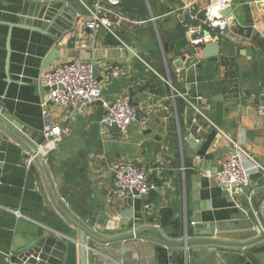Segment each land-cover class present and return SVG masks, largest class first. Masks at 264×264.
I'll return each instance as SVG.
<instances>
[{
	"label": "crops",
	"instance_id": "0c3cea01",
	"mask_svg": "<svg viewBox=\"0 0 264 264\" xmlns=\"http://www.w3.org/2000/svg\"><path fill=\"white\" fill-rule=\"evenodd\" d=\"M23 1L0 0V110L21 124L20 133L33 144L44 142V109L51 124L68 126V134L56 136L42 151L57 198L81 221L95 204L112 220L119 219L123 208L133 210L130 227L94 229L101 237L139 231L107 242L87 238L92 248L87 249L86 264H170L169 251L175 264H264V237L228 239L243 245L224 248L238 251L226 260L212 244L182 243L206 237L194 233L199 222L191 219L196 215L200 223L255 217L248 202L257 185L250 181L243 191L229 190L216 174L235 154L249 172L264 170V117L256 111L264 104V2L230 0V15L240 25L251 24L249 38L228 29L220 39L192 47L186 25L202 28L182 7L191 4L200 14L212 0H119L99 13L108 16L112 26L96 31L84 27L82 20L97 0H73L81 14L73 29L55 41L38 32L11 29L7 68V23L17 22ZM52 47L59 55L43 68ZM73 58L94 66L102 101L124 98L138 118H145L144 127L135 121L120 133L115 126L102 125V101L83 111L43 105V74ZM110 65L121 68L120 76L105 77ZM185 132L194 141L193 156L181 150ZM24 151L19 141L0 130V264H24L13 261V255L42 233L69 238L65 264H78L76 237L69 234L75 227L54 205L39 165L27 167ZM117 161L143 167L153 190L145 197L115 199L111 166ZM38 175L50 208L37 188ZM255 195L262 199V192ZM237 254L245 261L239 263Z\"/></svg>",
	"mask_w": 264,
	"mask_h": 264
},
{
	"label": "water",
	"instance_id": "95a60500",
	"mask_svg": "<svg viewBox=\"0 0 264 264\" xmlns=\"http://www.w3.org/2000/svg\"><path fill=\"white\" fill-rule=\"evenodd\" d=\"M78 11V13H77ZM20 17L15 23H7L8 33L6 37V67L9 64V52H10V32L13 27L26 29L29 31L38 32L51 40L55 41L62 36L64 32L71 31L73 29L75 21L78 19L77 14H81V10L78 4L73 0H25L21 3L19 9ZM227 16L228 29L239 36L249 38L251 35L252 26L251 24L240 25L237 21L230 15L229 9L223 12ZM206 42L210 43L213 40L210 36L206 37ZM217 44V42H216ZM59 55V49L57 47H52L45 58L43 59L42 67L47 68L50 63H52ZM94 76L99 80L97 72L94 70ZM42 91H46V87L41 88ZM2 112V111H1ZM2 119L7 120L11 127L4 123ZM0 130L8 133L19 141L24 149L29 153L34 155L35 162L39 165L41 169V175L43 180L46 182L47 188L50 193V197L53 200L54 205L57 209L73 224L75 229L69 231V234L76 237L75 242L77 244V257L78 264H86V253L87 249L92 248L87 243V238L107 242L110 240L125 239L128 237L136 236L139 231H131L128 233H123L116 237L107 238L101 237L93 230H118L121 225L131 226L128 223L132 217L133 210L131 208H123L119 211V219L112 220L109 219L103 212V207L99 204H95L93 207L94 211L91 210L87 213L83 221L77 219L69 213L65 208L62 201H60L54 193L53 187L47 176L43 158L37 153L35 144L30 142L24 135L20 133L21 124L18 123L6 109L0 114ZM188 132L184 133L185 140L181 141V150L184 154L193 156L192 147H194V141L192 139H187ZM181 137V136H180ZM27 156L24 154L23 159L25 160ZM32 167V165L30 166ZM2 170V155L0 154V174ZM221 170V169H219ZM249 179L256 186L252 191V195L249 196L248 205H252L256 217L252 219H245L242 221H230V222H209L200 223V218L198 215L191 219L195 223L196 231L195 235L206 236L199 239H191L183 241V245H188L191 243H207L212 244V250H215L224 259L230 258L231 253H237L233 249H224L231 246H241L243 243H237V241H229L228 239H242L244 237H253V240H259L264 237V231L257 233L254 229L255 226H259V222L264 227V207H260L261 202L264 200V170L259 169L250 173ZM36 185L38 190L41 192L45 205L50 208L49 202L45 194L42 192V186L39 175L35 177ZM256 191L262 192V199H256ZM264 203V202H263ZM253 222L255 225H253ZM244 230L240 233H232L229 230ZM258 234V235H257ZM208 236V237H207ZM71 241L69 238H64L58 235H50L47 233H42L36 238L27 241L25 245L20 247L18 251L13 255L14 259L20 261L24 264H65L69 256V245ZM251 242V241H250ZM245 245V243H244ZM182 252V251H181ZM172 252H168V260L170 264H175L172 256ZM239 263L245 261L244 255H235Z\"/></svg>",
	"mask_w": 264,
	"mask_h": 264
},
{
	"label": "built area",
	"instance_id": "2783aa9c",
	"mask_svg": "<svg viewBox=\"0 0 264 264\" xmlns=\"http://www.w3.org/2000/svg\"><path fill=\"white\" fill-rule=\"evenodd\" d=\"M255 1L264 2V0ZM118 2L119 0H97L93 8L88 9L89 14L82 20V25L92 31L101 27L110 28L112 26L111 19L108 16H100L99 13L108 11L107 5H116ZM230 2V0H212L200 11V14L191 4L182 7L185 13L197 20L202 28L186 25L185 34L188 36L192 47L204 44L207 36L216 41L227 33L228 15H224L223 12L229 9ZM93 72L94 66L82 58H73L46 71L41 79V85L47 88L43 105L52 103L63 109L73 108L83 111L89 105L102 101V86ZM121 73V68L116 65H110L105 69V77L107 78H116ZM102 105L104 113L100 118V123L104 126H115L120 133H125L129 125L135 121L142 127L146 123L144 117H137L135 107L122 97L102 101ZM256 111L264 117V104H259ZM43 113L46 117V125L42 131L44 142L35 143L37 153L41 157L43 149L56 136L69 133L68 126L51 124L45 109ZM24 154L27 156L25 162L29 168L35 162L34 155L26 150ZM111 169L113 172L112 194L118 201L124 200L127 195L145 197L153 190L154 186L149 182L145 169L138 166L134 161H117L112 164ZM250 173L238 155L235 154L222 163L221 170L216 175L220 185L229 190L243 191L249 187ZM9 210L15 216L20 215L18 210ZM254 215L256 217L255 212ZM257 223L259 226L254 228L257 233L264 231V227L259 222Z\"/></svg>",
	"mask_w": 264,
	"mask_h": 264
}]
</instances>
